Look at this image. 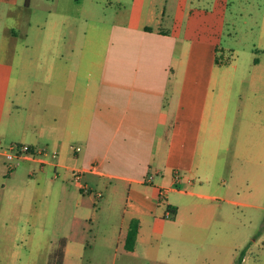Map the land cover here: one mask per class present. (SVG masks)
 <instances>
[{"label": "rangeland", "instance_id": "1", "mask_svg": "<svg viewBox=\"0 0 264 264\" xmlns=\"http://www.w3.org/2000/svg\"><path fill=\"white\" fill-rule=\"evenodd\" d=\"M22 1L0 0V50L21 51L23 65L31 54V64L42 69L54 50L64 48V40L52 36L82 25L87 33L91 26L104 33L131 4ZM156 2L165 8L160 25L174 30L177 22L176 32L193 38V64L210 75L213 102L220 98L225 105L223 118L211 117L203 126L214 133L199 140L196 170H167L186 176L167 195L176 214H162L163 221L148 228L145 240L155 247L148 256L141 239L135 253L127 252V185L107 179L81 190L76 182L84 184V178L67 179L62 167L0 157V264H169V256L192 264H264V0ZM10 94L0 96L3 149L31 138L29 94ZM49 146L47 154L33 148L32 156L50 159ZM71 151L56 152L54 160L70 164Z\"/></svg>", "mask_w": 264, "mask_h": 264}, {"label": "crops", "instance_id": "2", "mask_svg": "<svg viewBox=\"0 0 264 264\" xmlns=\"http://www.w3.org/2000/svg\"><path fill=\"white\" fill-rule=\"evenodd\" d=\"M158 5L156 0H131L130 10L104 33L92 26L87 33L82 25L71 27L67 35L52 36L56 42L64 40V48L52 52L45 69L31 64V54L30 64L23 65L21 51L0 50V96L29 94L28 144L34 149L51 144L56 152L72 150L68 165L52 155L47 160L22 159L51 164L55 170L62 167L67 179L79 175L85 180L76 182L81 190L107 184V179L127 185L124 239L130 220L137 219L136 243L141 239L146 256L155 247L144 234L164 216L176 214L177 206L172 213L163 209V200L186 177L167 175V170H196L199 140L214 133L203 129L209 118H223L225 107L220 98L213 102L210 75L193 64V38L178 34L177 22L174 30L160 25L165 8L162 2ZM40 138L44 143L39 144ZM2 145L0 137V157L6 158ZM162 188L167 190L164 198L159 196ZM136 243L128 250L123 241V247L135 253ZM166 260L192 264L182 257Z\"/></svg>", "mask_w": 264, "mask_h": 264}, {"label": "built area", "instance_id": "3", "mask_svg": "<svg viewBox=\"0 0 264 264\" xmlns=\"http://www.w3.org/2000/svg\"><path fill=\"white\" fill-rule=\"evenodd\" d=\"M38 153H47L46 150L44 149H40L38 151ZM4 154L6 156L7 159H13V158H26V157H32L33 158V154H36V152L34 151L33 148H31V146H29L28 144L25 143H13L10 144L8 148L4 149ZM56 154V151L52 152V156L54 157ZM77 179H79V175L76 176ZM167 190L162 188L159 192V196L161 198L165 197Z\"/></svg>", "mask_w": 264, "mask_h": 264}, {"label": "trees", "instance_id": "4", "mask_svg": "<svg viewBox=\"0 0 264 264\" xmlns=\"http://www.w3.org/2000/svg\"><path fill=\"white\" fill-rule=\"evenodd\" d=\"M29 0L24 1V5L28 6ZM167 209L171 211L172 213L175 212L176 206L175 205H167ZM139 231V222L137 219H131L129 222V226L125 235L124 239V247L128 250H131L134 248L137 235Z\"/></svg>", "mask_w": 264, "mask_h": 264}]
</instances>
